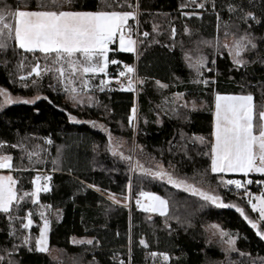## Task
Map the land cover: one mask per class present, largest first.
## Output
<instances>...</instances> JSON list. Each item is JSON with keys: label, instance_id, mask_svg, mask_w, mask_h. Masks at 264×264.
Returning <instances> with one entry per match:
<instances>
[{"label": "trees", "instance_id": "obj_1", "mask_svg": "<svg viewBox=\"0 0 264 264\" xmlns=\"http://www.w3.org/2000/svg\"><path fill=\"white\" fill-rule=\"evenodd\" d=\"M52 8V0H0V9L12 13ZM55 8L137 10L136 55L114 45L107 55L135 68L137 131L128 120L133 91L96 88L93 105L74 106L50 71L21 79L34 64H51L50 58L39 50L17 48L14 38L6 41L7 46L0 48V87L23 99L0 106V154L11 155L17 195L4 213L9 220L0 222V264H220L221 260L222 264H264V239L257 235L264 232V222L243 197L220 183L221 178L243 176L210 170L214 92L251 94L254 125L260 123L264 0H56ZM245 36L256 47L245 44L238 57L243 63L236 64L223 41ZM196 54L205 61L203 75L211 78L205 84L193 81L195 70L188 58ZM180 91L201 105L191 109L170 102V95ZM31 97L32 103H26ZM113 138L122 139L126 148L112 149ZM152 162L169 169L173 178L221 200L214 205L155 179L144 171ZM34 169L50 172L49 190L40 191L35 202L31 196ZM251 178L264 179V174ZM128 184L134 196L145 190L167 200V213H150L134 204L126 208L92 187L124 195ZM256 188L251 186L252 191ZM221 202L228 206H219ZM44 210L50 213L48 247L38 251ZM27 211L34 224L24 228ZM211 222L235 235L230 251L209 241L205 227ZM72 235L91 237L92 243H73ZM52 248L59 251L58 259L50 256ZM226 254L231 262L225 260Z\"/></svg>", "mask_w": 264, "mask_h": 264}, {"label": "snow or ice", "instance_id": "obj_2", "mask_svg": "<svg viewBox=\"0 0 264 264\" xmlns=\"http://www.w3.org/2000/svg\"><path fill=\"white\" fill-rule=\"evenodd\" d=\"M52 3L53 8L51 10L43 11L17 9L12 13L6 9H0V24H2V27H0V48H5L7 46L6 41L14 38L15 45L19 49H24L29 52L39 50L40 53L45 54V59L50 58L52 60L53 66H60L57 69L46 64L43 71L58 72V78L61 83H65L66 69L64 65H67L72 73H76L78 70H81L83 73H104L109 63L107 59L109 41L113 40L117 33H119L120 48L127 52L135 51V42L127 34L126 30V22L129 17L134 16L133 12L56 10V0H52ZM247 15H251V13ZM8 17L12 18V22H5ZM144 35H147V33ZM245 44H251L253 48L256 47L248 37H240L232 46L235 50L236 57H239ZM225 46L227 47V45ZM76 54H80L83 60L78 61L74 59ZM94 59L97 62L93 63ZM112 63H116V61H112ZM234 63L242 64L243 61L237 58L234 59ZM202 66V57L195 64H190V67H195L197 70ZM133 71L131 66L125 65V71L121 72L120 76L131 74ZM32 74H35L37 77L42 75V69L39 63L31 68L28 76H32ZM23 78L21 77V79ZM35 82L34 80L33 83ZM71 83V80L67 81V84ZM101 83L104 84L107 81H102ZM128 87H133L130 76ZM65 90L70 92L71 99L76 100L75 87L70 89L66 87ZM0 95H5L6 103H12V99L6 95L5 90L0 89ZM36 99H39V97H36ZM25 102L32 103L30 100ZM253 117L254 105L251 94L216 96L215 112L213 113V130L211 134L213 140L210 153V170L212 173H243L245 177L250 172L264 173V111L259 112L261 123L258 125H254ZM69 119L73 120L75 118L70 116ZM132 119L133 117L129 116L130 124ZM10 159L11 157L9 156H0V168L11 167L9 163ZM144 171L148 170L144 169ZM151 174L160 178L167 176L169 184L177 188L183 186L185 191H189L191 194L197 195L214 205L221 200L219 196L203 191L195 187L194 184H188L185 180H176L162 169ZM38 179L34 178L32 181L34 189L31 196L34 202L37 193L41 191V188L35 187ZM44 179L47 180L48 177H44ZM5 181L8 183L5 184ZM220 183L235 185L237 189H242L244 183H250V181L242 182L238 179L224 180L221 178ZM14 184L15 181L11 176H0V211L7 212L9 205L15 200L16 193L13 188ZM48 190V185L45 184L43 191ZM141 195L145 194L141 193ZM255 199L256 203L249 202L253 211L259 212V220L264 222V196L256 197ZM152 200L153 203L146 210L158 211L161 215L167 213V200L159 196H153ZM113 202L118 203L115 200ZM137 204L140 205L139 200H137ZM141 206L144 207L143 205ZM219 206L228 205H223L221 202ZM237 211L241 212L242 215L244 214L240 208H237ZM245 219H247L246 216ZM25 220L27 222L23 227L28 228L32 224V220L27 216ZM249 223L253 228H257L256 223L252 221H249ZM213 227L218 226L214 225ZM46 231L47 221L41 227L40 236L36 240V248L38 251L47 250ZM225 235H227L225 232H220L221 237ZM257 235L264 239V232L257 231ZM28 239V237H25L24 243H27ZM234 239V237L229 236L226 243L231 247ZM87 243H92V241H87ZM140 243L144 244L145 242L141 240ZM152 255H156V253Z\"/></svg>", "mask_w": 264, "mask_h": 264}, {"label": "rangeland", "instance_id": "obj_3", "mask_svg": "<svg viewBox=\"0 0 264 264\" xmlns=\"http://www.w3.org/2000/svg\"><path fill=\"white\" fill-rule=\"evenodd\" d=\"M135 11H133V12L135 14V21H136V15H137V13ZM237 40H239V39L234 38V37H229V38L224 39V41H223L224 46L227 45V47L225 46V48L230 52L233 60L238 58L235 55V50L232 48V46L235 44V42ZM241 52H240V54H241ZM191 56L193 58L192 57L188 58L189 64H195L196 61L199 58L202 57L199 54L191 55ZM74 59H76L78 61H82L83 60V57L80 54H76V56L74 57ZM108 61H109V63L107 64L104 73H99V72H97V73H83L81 70H78L76 73H72L71 72V69H68L67 65H64V68L66 69V71H65V83H61L62 84V87H63V90L65 92L66 97L68 99H70L74 104H88V105H93L95 103V100H96L95 94H94V90L96 88L97 89H99V88H108V89H111V88H118V89L124 88V89H126L127 86H128V84H129V76H130L131 79H132V83H133L134 105L131 108V111H130V115L129 116H132L133 117L130 125L132 126L133 132L136 133V131H137V102H136V92H137V89L135 87H136V84L138 83V78H137V76H135L134 72H132L131 74H126L125 76H120V73L123 72V71H125V65H128V64H125V63H117V61L114 60V59L113 60H109L108 59ZM112 61H116V63H112ZM95 62H97V61L94 59L93 60V63H95ZM204 63H205V61H203V64ZM36 64H34V65H36ZM111 64H113V67L111 68V70H108V66H110ZM39 65H40V67L42 69V74L48 72V71H43L44 66L46 65V63L40 62ZM47 65H49L50 67H55L57 69L60 67L59 65L53 66L52 65V61H51V64H47ZM33 66H31V68ZM128 66H130V65H128ZM192 68L195 70V77L193 78V81L195 83L205 84V81H209L211 79V78L205 77L203 75V73H202L203 66L200 67L198 70L195 67H192ZM50 72L52 73L54 79L60 81L59 78H58L59 77V73L58 72H52V71H50ZM28 73H23L22 74V77H24V78L25 77H28ZM33 75L36 76L35 74H33ZM68 80H71L72 83L71 84H67V81ZM102 81H107V83L102 84L101 83ZM160 86H164V84L163 83H160ZM66 87L69 88V89L72 88V87H75L76 88V100H73V99L70 98V95L71 94H70L69 91H66L65 90ZM0 89H3V88L0 87ZM5 93H6L7 96H9L12 99V102L23 99V97H21L19 95H12V94H9L7 91H5ZM178 94H180V95H178ZM27 99L28 100H32V99H34V97L27 98ZM169 101L172 102V103L180 102L181 104H183L186 107L191 108V109H196V108H198L201 105V101H199L198 99H195L193 97H188L185 94L184 91L172 93L170 95V97H169ZM5 104H7L5 102V95H0V106L5 105ZM133 109H134V111H133ZM112 142H113L112 149H114V150H115V148H126L125 142L122 139H114L113 138ZM133 153H134V146L132 144V146H131V154H132V156H133ZM5 155L11 157V155H8V154H5ZM132 156H131V160H130V164H131L130 165V171H131L132 165H133V158H132ZM10 165H11V159H10ZM161 169L164 172L168 173V174L170 172L169 169H167L165 166H163L159 162H152L150 168L147 169L148 171H146V172H147V174H149L150 176L154 177L155 179L168 182L167 176H165L164 178H160V177H155V176H153L151 174L152 172L160 171ZM39 170H44V169H34V176L32 178V181H33L34 178H38V171ZM46 171H48V170H46ZM48 174H49V177H50V172L49 171H48ZM228 179H233V178H231V177L225 178V180H228ZM176 180L179 181V180H183V179L176 178ZM238 180H241L242 182H244V181H250V183H244V187L242 189H237L235 187V185H228L229 190L231 192L237 194L238 196L243 197L246 200V202L249 204V206H250V202L249 201H251V203H256V199H255L256 197L264 196V183H255L251 177L250 178H247V179H245V178H243V179L238 178ZM7 183L8 182L5 181V184H7ZM186 183H188V182L186 181ZM252 185L255 186V187H259L260 190L257 191L255 194H248V195H247V193H246V195L245 194H242L243 192H247V191L252 190L251 189V186ZM35 187H39V179L37 180V184L35 185ZM92 187L94 189H96L97 191L101 192L111 202H113L114 200L115 201H118V203L113 202L115 204L125 206L126 208H129L131 206V204H134L139 209L148 211L150 213H158V214H160V212H158V211H155L154 212V211L146 210L147 207L153 203V200H152V197L153 196H159V197H161L160 195H158V194H156V193H154L152 191L142 190V191H139L134 196V194H132V192H131V188H130V185L129 184H128L127 193L124 194V195L114 194V193L108 192V191H101L98 188H96L95 186H92ZM181 188L184 189L183 186ZM33 189H34V185H33ZM33 189H32V191H33ZM141 193H144L145 195H141ZM137 200L140 201V205L137 204ZM141 205H143L144 207H142ZM9 207H10V205H9ZM250 208L252 209L251 206H250ZM256 212L259 215V212L258 211H256ZM4 213L5 212H0V222H1V220H2V222L9 220V217L7 215H5ZM42 214H43V218H42V221H41L40 229H41V227L44 226L45 221H47V231H46V237H47L46 248H47L48 247V230H49V223L48 222H49L50 213L48 211L44 210L42 212ZM26 216L32 220L31 214H30L29 211H27L25 217ZM25 217H24V221H23V224L22 225H24L27 222L25 220ZM32 224H34V221L33 220H32ZM31 225H29V227ZM214 225L215 226H218V227H213ZM205 229H206V233H207V236L209 238V241H212V242H215L216 241V242L220 243L228 251H230L234 247L235 239H236L235 235L232 232L224 229L221 226L220 223L211 222V223H209L205 227ZM221 231L225 232L227 235H225L224 237H221L220 236V232ZM39 236H40V230H39L37 239L39 238ZM229 236L235 238L234 239V243H233V245L231 247L226 243V241L228 240ZM87 240L88 239L85 236L72 235L70 237V241L73 242V243L80 242V241H87ZM49 254H50L51 257H53L55 259H58L59 256H60L59 251L57 249H55V248L50 249L49 250ZM160 256L162 258L166 259V260L168 258V256L165 255V254L160 255ZM228 258H229V255L226 254L225 260H227ZM229 259H228V261L231 262V260H229ZM212 262H213L212 264H215V261H212ZM219 263L222 264V260H221V262L219 261ZM208 264H211V263H208Z\"/></svg>", "mask_w": 264, "mask_h": 264}, {"label": "crops", "instance_id": "obj_4", "mask_svg": "<svg viewBox=\"0 0 264 264\" xmlns=\"http://www.w3.org/2000/svg\"><path fill=\"white\" fill-rule=\"evenodd\" d=\"M22 10H28V11H34V10H36V9H22ZM41 11H43V10H41ZM71 11H98V10H71ZM105 11H109V10H105ZM112 11H114V10H112ZM120 12H133V11H127V10H122V11H120ZM134 13V12H133ZM134 24H135V14H134V16L133 17H129L128 18V20H127V22H126V30H127V34L128 35H130V37H131V39L135 42L134 43V49H135V51L134 52H132L134 55H136V51H137V36L134 34V28H133V26H134ZM111 45H114L115 47H116V49L117 50H120V51H124V50H122L121 48H120V45H119V33H117L116 34V36L113 38V40H111V41H109V45H108V48H109V51H110V46ZM108 51V52H109ZM107 55H108V53H107ZM107 59H108V56H107ZM133 68V72H135V68L134 67H132ZM136 74V73H135ZM137 76V75H136ZM136 89H137V84H136V87H135ZM121 89H123V90H131V91H133V87L132 88H129L128 86H127V88L126 89H124V88H121ZM217 95H248V94H240V93H217V92H214L213 93V99H212V130H213V113L215 112V105H216V96ZM262 111H264V103H263V110ZM260 123H261V121H260ZM212 140H213V137H212V135H211V143H212ZM0 156H7V155H5V154H0ZM9 163H10V161H9ZM210 164H211V155H210ZM13 172H14V170L11 168V167H9V168H0V176H11L12 177V179L15 181V183H16V179H15V177H14V175H13ZM220 174H222L223 176H225V175H242L243 176V178H245V179H247V178H250L251 176H258V175H263L264 173H258V172H250V173H248V175H247V177H245L244 176V174L243 173H220ZM231 178H233V179H238V178H236V177H231ZM13 188H14V190H15V184L13 185ZM32 189H33V183H32ZM15 193H16V191H15ZM39 193V192H38ZM38 193H37V196H36V199H35V201H38ZM17 200V195H16V198H15V200H13L12 201V203L13 202H15ZM11 203V204H12ZM10 204V205H11ZM250 206H251V204H250ZM9 209V208H8ZM0 212H4V211H0ZM49 224H50V222H48ZM49 231V230H48ZM87 241H91V237H87ZM87 241H80V242H87ZM77 243V242H76Z\"/></svg>", "mask_w": 264, "mask_h": 264}, {"label": "built area", "instance_id": "obj_5", "mask_svg": "<svg viewBox=\"0 0 264 264\" xmlns=\"http://www.w3.org/2000/svg\"><path fill=\"white\" fill-rule=\"evenodd\" d=\"M137 13V10L135 11ZM133 28L135 29L134 30V34L137 36V30H136V21H135V24L133 26ZM136 72H134L135 74ZM136 76V74H135ZM44 177H48V179H44ZM38 178H39V187L41 188V190L43 191V186L45 184L48 185V188H49V183H50V177H49V174H48V171L46 170H39L38 171ZM255 183H264V179H254L253 180ZM248 194H255V192H251V191H247V192H243L242 194H245L246 195Z\"/></svg>", "mask_w": 264, "mask_h": 264}, {"label": "bare ground", "instance_id": "obj_6", "mask_svg": "<svg viewBox=\"0 0 264 264\" xmlns=\"http://www.w3.org/2000/svg\"><path fill=\"white\" fill-rule=\"evenodd\" d=\"M257 186H258V185H257ZM259 190H260L259 187H257V188H256V191H252V190H250V191L256 193V192L259 191Z\"/></svg>", "mask_w": 264, "mask_h": 264}]
</instances>
